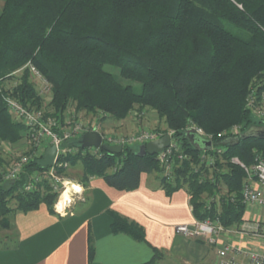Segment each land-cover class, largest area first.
Returning <instances> with one entry per match:
<instances>
[{
  "label": "trees",
  "instance_id": "1",
  "mask_svg": "<svg viewBox=\"0 0 264 264\" xmlns=\"http://www.w3.org/2000/svg\"><path fill=\"white\" fill-rule=\"evenodd\" d=\"M0 3V144L13 146L29 140L28 129L13 118L2 93L26 109L55 118L61 126L68 110L91 115L101 111L109 116L102 122H118L135 108L150 109L175 131L188 157L178 163L170 182L163 177L156 155L141 157L132 147L120 155L101 150L94 156L81 148L79 139L70 140L62 147L76 152L63 155L60 161L71 169L80 164L83 187L90 178L100 177L115 190L130 192L139 188L141 175L154 174L168 195L186 190L196 220L218 217L224 227L244 221L246 207L240 191L245 173L231 160L250 166L255 155L264 158V140L226 141L219 134L235 125L241 129L238 137L264 129L245 108L252 81L264 73V0ZM28 63L50 84L46 105L27 68L14 74ZM189 125L202 129L211 146L222 148L212 166L200 163L205 139L195 134L191 139L185 132ZM6 169L0 158V182ZM62 169L59 175L66 170ZM40 170L34 159L19 181L0 185L2 229L10 227V216L17 211H35L45 205L53 212L57 194L46 182L31 192L23 189L28 175ZM10 199L15 201L13 209ZM110 217L112 234L146 243L141 226L115 213L110 212ZM153 252L144 264L161 258L157 250ZM93 255L94 241L89 236V261Z\"/></svg>",
  "mask_w": 264,
  "mask_h": 264
},
{
  "label": "crops",
  "instance_id": "2",
  "mask_svg": "<svg viewBox=\"0 0 264 264\" xmlns=\"http://www.w3.org/2000/svg\"><path fill=\"white\" fill-rule=\"evenodd\" d=\"M81 187L82 195L64 215L45 205L13 213L12 238L0 237V264H144L153 249L161 254L155 264H215L211 247L175 232L176 226L195 220L183 189L168 195L154 174L141 175L139 188L130 192L115 190L100 177ZM110 212L141 226L146 243L112 234ZM89 236L94 241L90 261Z\"/></svg>",
  "mask_w": 264,
  "mask_h": 264
},
{
  "label": "built area",
  "instance_id": "3",
  "mask_svg": "<svg viewBox=\"0 0 264 264\" xmlns=\"http://www.w3.org/2000/svg\"><path fill=\"white\" fill-rule=\"evenodd\" d=\"M26 68L30 71L32 79L39 84L40 94L50 93V84L40 72L30 63L21 69ZM254 82L256 83L250 86L245 98V108L264 127V73ZM2 98L13 118L28 129L31 149L30 153L11 162L3 176V181L8 183L19 181L24 174L25 167L32 160H40L47 148L55 146L57 153L52 166L30 173L23 189L25 192H31L37 186L46 182L50 186L52 193L57 194V199L53 206L54 211L59 215L66 214L71 207L74 196H79V192L82 193L83 190L81 188L79 191L72 190L71 182L62 179L58 174L59 168L67 166V163H62L60 158L63 155L76 152L75 148L62 147V145L70 140H80L87 132H98L97 127L87 128L67 118L64 125L61 126L55 118L45 116L42 111L26 109L9 95L2 93ZM186 129L192 135L201 136L205 140L210 138L202 129L195 125H189ZM240 132V126L235 125L219 134V138L232 141L240 135ZM99 134L102 139V145L120 146L122 150L126 147L145 146L163 137L148 131L137 136H105L102 133ZM173 135L171 133L168 134L170 138L168 147L156 155L162 169V175L167 182L172 180L178 163L188 159L180 149V145L174 142ZM210 150H213V152L208 153L203 150L200 156V163H204L206 167L212 166L215 163L216 156L222 153L220 146H211ZM100 151L101 149L89 148V152L94 156H98ZM58 152L61 153L60 156H58ZM231 163L239 166L245 173L240 197L246 210H249L248 215L251 219H254L244 221L240 229L235 228L233 231L228 227H224L218 217L206 218L200 221L195 219L192 224L176 226L175 232L188 239L200 240L211 247L215 251V264H264V252L249 247L251 241L259 240L261 237L264 238L262 220L254 212L256 209H261L264 212V158L258 154L255 155L254 162L250 166L244 165L236 158H233ZM64 195L68 199H64ZM246 234L252 235L254 239H251V236L249 237ZM244 238H249L246 245L240 243L241 239L244 240Z\"/></svg>",
  "mask_w": 264,
  "mask_h": 264
},
{
  "label": "rangeland",
  "instance_id": "4",
  "mask_svg": "<svg viewBox=\"0 0 264 264\" xmlns=\"http://www.w3.org/2000/svg\"><path fill=\"white\" fill-rule=\"evenodd\" d=\"M0 1H2V0H0ZM0 8H1V3H0ZM22 71H23V69H19V70L15 71L14 74L15 75L21 74ZM33 82H35V81L33 80ZM14 83H15V81L12 82V84H14ZM255 83L256 82H254V80H253L251 85L255 84ZM36 85H37L36 89L40 93V91H39L40 86H38L39 84H37V83H36ZM49 94L50 93H45L42 95L40 94L42 96V98L45 100L44 101L45 105L49 99ZM69 111L70 110H68L66 113L67 119L71 120L74 123H77V124L79 123V124H81L87 128L97 127L98 133H102L105 136H137V135L142 134L143 132H147V131L152 132V133H157L158 135H161L163 137L168 136L169 133L175 135V131L170 129L164 123V121L159 119L157 114L153 110H150V109H144L142 111H139L138 109L135 108L133 111H131V113H129L127 118H125L122 121H118L116 123H114L113 121H109V120H105L104 122H102L103 117H105L107 119V118H109V116H108V114L103 113L101 111L95 115L86 114L84 112L74 114L73 112H69ZM66 122H68V121H66ZM185 132L187 135H191V133H189L187 131V129L185 130ZM174 140H175L174 142L179 144V141L176 140L175 137H174ZM212 147H214V145ZM132 148L139 150L140 147L134 146ZM30 150L31 149H30L29 140H26V139H24L22 142H20L16 145H13V146H11L10 144H0V158L3 159L7 164V169L2 174V178H1L2 182H0V185H6V183H7V182L3 181V176L7 172L8 167L11 164V162L13 160L25 155V154L30 153L31 152ZM63 169H66V170L64 171V173L60 174L59 176H61L62 179L71 182L72 185H76L82 189L81 185L79 184L81 181V177H82L80 164L77 165L76 168H72V169L69 168L68 165L66 167L63 166ZM226 169H227L226 166H223V170H226ZM204 178L208 179L206 176H204ZM184 191L186 192V190H184ZM79 195H82V193L79 192ZM220 195L225 196L224 192L220 193ZM76 197L77 196H74L73 201L75 200ZM218 197H219V195H218ZM225 198L228 199V197H225ZM206 202L208 204L211 202V200L208 199V200H206ZM73 203H75V202H72L71 206ZM8 204L13 209L15 206L14 205L15 201L10 199L8 201ZM53 206H54V204H53ZM254 212L256 215L260 216L259 219L262 220L261 224L264 226V212L261 209H256ZM248 214H249V210H246L245 211L246 217H244V221L251 219V217ZM252 219H254V218H252ZM243 222L241 224H239L238 226L234 225V226H230L228 228H230L232 231L235 228L240 229V226L243 224ZM6 235H8L11 238L13 236L12 232L11 231L9 232V229L7 231L5 229H2L0 226V237L1 236L6 237ZM246 235L249 237L251 236L250 238L254 239V238H252L253 237L252 235H249V234H246ZM248 240H249V238L248 239L244 238V240L241 239L240 243L246 245ZM250 245H249V247H251L252 249H257L260 252H264V238L263 237H261L259 240L255 239V240L251 241Z\"/></svg>",
  "mask_w": 264,
  "mask_h": 264
},
{
  "label": "water",
  "instance_id": "5",
  "mask_svg": "<svg viewBox=\"0 0 264 264\" xmlns=\"http://www.w3.org/2000/svg\"><path fill=\"white\" fill-rule=\"evenodd\" d=\"M187 115V113H185ZM191 138L193 139V135L191 134ZM246 140L249 138H257L260 140H264V129H258L251 132H248L244 135H241L240 137H237L234 140ZM102 139L98 132L92 131L85 133L82 138L80 139L79 143L82 149H89V148H96L101 149L104 152L113 154V155H120L122 153V148L120 146H105L102 145ZM170 138L168 136H165L159 140H156L154 142L148 143L145 146H141L139 148V151L137 153L138 156H154L159 153H161L164 149H166L169 145ZM202 146L204 151H207L211 147V142L209 141H202ZM57 150L55 146H51L46 149L43 157L37 161V165L42 168L46 169L52 166L53 160L56 156ZM60 152H58V156H60Z\"/></svg>",
  "mask_w": 264,
  "mask_h": 264
},
{
  "label": "bare ground",
  "instance_id": "6",
  "mask_svg": "<svg viewBox=\"0 0 264 264\" xmlns=\"http://www.w3.org/2000/svg\"><path fill=\"white\" fill-rule=\"evenodd\" d=\"M71 186H72V190L74 189L75 191H79V189H80V188H79L78 186H76V185H72V184H71ZM64 197H65L64 199H68V198H66L65 195H64Z\"/></svg>",
  "mask_w": 264,
  "mask_h": 264
}]
</instances>
